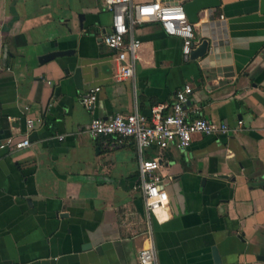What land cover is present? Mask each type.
<instances>
[{"label":"crops","instance_id":"1","mask_svg":"<svg viewBox=\"0 0 264 264\" xmlns=\"http://www.w3.org/2000/svg\"><path fill=\"white\" fill-rule=\"evenodd\" d=\"M112 16L105 0H0V141H31L0 150V264H138L149 226L158 264H215L213 246L221 264H264V0L201 11L194 46L208 39L210 49L197 61L160 23L138 25L135 76L125 80L115 78L103 43ZM56 43L76 49L82 90L74 72L39 63ZM186 84L190 118L240 130L196 133L185 150L147 149L163 160L170 197L149 214L134 139L112 147L116 137L94 139L86 129L93 118L170 105ZM97 86L88 109L81 96Z\"/></svg>","mask_w":264,"mask_h":264},{"label":"built area","instance_id":"2","mask_svg":"<svg viewBox=\"0 0 264 264\" xmlns=\"http://www.w3.org/2000/svg\"><path fill=\"white\" fill-rule=\"evenodd\" d=\"M112 12L111 29L103 37V43L114 52L116 61L115 78L125 80L134 78L138 51L141 40L134 34L138 25L149 22L160 23L163 30L182 39V52L186 60H190L194 47V24L189 21L184 9V1L170 3L154 0L135 3L133 0H105ZM129 36L127 40L126 37ZM101 88H91L81 96V102L88 109L94 107ZM194 88L186 84L175 92L170 105L160 103L152 107L150 113L135 110L132 113H117L110 119L93 118L86 132L94 139L102 136H114L117 139L111 144L119 146L125 138L134 139L140 160V187L144 196L146 210L156 214L169 207L170 197L167 178L159 173L162 166L159 157L147 158L146 149L157 147L165 150L176 143L181 149H188L193 135L201 133L205 136L227 135L238 131L227 123L211 121L205 117H189L187 105ZM241 126L242 121L239 122ZM27 127H34V120L27 119ZM60 136V139H63ZM28 137L15 140L8 137L0 141V150L15 151L29 147ZM108 146V144H107ZM138 264H158L157 251L153 231L149 226L143 247L139 251Z\"/></svg>","mask_w":264,"mask_h":264},{"label":"water","instance_id":"3","mask_svg":"<svg viewBox=\"0 0 264 264\" xmlns=\"http://www.w3.org/2000/svg\"><path fill=\"white\" fill-rule=\"evenodd\" d=\"M222 0H185L184 9L188 15L189 21L191 23H197L199 21L200 12L208 8H216L221 5ZM85 16L80 15L81 25L83 24ZM55 46L58 48L56 50L50 51L39 57L40 64H46L51 61H56L64 70L66 75L73 73V79L75 81L77 90H82L84 88V77H83V67L79 64V58L76 56V49L74 48H60L59 43ZM210 49V42L208 39L202 40L198 45L192 48L190 55V60L197 61L204 58ZM162 165L163 160L160 159ZM219 178H229V175L225 174H214ZM206 178L203 179L205 183ZM212 253L215 264H221L222 259L219 254V250L216 246L212 247ZM262 258V257H260ZM42 264H49V260H43Z\"/></svg>","mask_w":264,"mask_h":264},{"label":"rangeland","instance_id":"4","mask_svg":"<svg viewBox=\"0 0 264 264\" xmlns=\"http://www.w3.org/2000/svg\"><path fill=\"white\" fill-rule=\"evenodd\" d=\"M149 149V148H148ZM147 150V149H146Z\"/></svg>","mask_w":264,"mask_h":264}]
</instances>
